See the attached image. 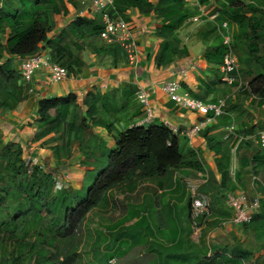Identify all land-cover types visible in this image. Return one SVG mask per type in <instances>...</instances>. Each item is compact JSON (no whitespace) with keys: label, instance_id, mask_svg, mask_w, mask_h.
Listing matches in <instances>:
<instances>
[{"label":"trees","instance_id":"obj_1","mask_svg":"<svg viewBox=\"0 0 264 264\" xmlns=\"http://www.w3.org/2000/svg\"><path fill=\"white\" fill-rule=\"evenodd\" d=\"M183 1L157 0L154 3V0H113L109 15L113 19L122 18L130 22L127 15L136 10L140 14L153 13L161 19L156 34L163 41L159 44L155 56V66L160 69L176 58L189 55L179 33L185 21L197 12L186 8ZM213 1L218 5L214 11L218 16L214 22L205 24L202 32L198 33L200 40L206 44L204 33L214 31V28L218 32V26L228 22L230 26L237 25L248 29V51L257 57L258 45L264 49V0ZM68 6L76 13L69 25L68 34L86 43L78 47L76 53L66 44H60L61 38L66 34L60 33L56 41L48 39V35L56 29V18L68 15ZM81 10L83 11L82 4L78 0H0V110L11 111L29 96L30 86L21 81L19 72L11 66V59L35 55L41 50L42 43L47 46L52 61L66 71L67 77H76L81 73V53L85 48H90L96 55L110 57L113 67L117 62H126L125 55L118 46L96 44L97 39H100L102 24L99 20L79 16ZM3 36L5 40L1 42ZM231 48L233 50V46ZM225 53L226 46L222 41L207 47L204 59L214 78H217L218 67ZM4 55L7 59L2 63ZM257 60L263 72L260 77L252 78L249 87L259 78L264 84V57H258ZM219 81L218 79L217 83ZM136 92L134 86L125 85L121 91L88 93L82 102L85 112L77 104L76 96L71 94L45 98L38 102L37 128L33 133L32 142H40L41 147L47 146L56 166L66 167L70 161L77 160L81 180L79 190H73L69 186L56 190L55 179L45 173L39 165L33 168L29 181L18 180L25 172L22 148L14 144L3 145L0 140V209L7 213L5 204L9 196L11 195L12 199L19 197L14 208L15 215L0 220V264H83L76 241L83 234V222L90 214L99 213L103 217L114 218L120 217L124 211L128 216L120 220L122 225L131 219L130 213H136L133 208L123 204V199L122 202L116 199V191L129 193L140 187V182L161 178L172 170L192 169L203 172L196 154L193 151L182 153L177 136L162 123L152 124L147 128L134 125L125 127L120 132L116 131L118 124L130 122L131 118L141 115L136 107ZM254 96L263 98L264 87L256 90ZM129 110L134 111L131 118L128 117L130 114L127 115ZM93 127L102 128L109 134L115 132L114 147L108 149L100 142L93 134ZM210 150H214V147H210ZM215 152L219 153L216 150ZM252 160L254 164L264 168V154L257 153ZM216 168L222 176L221 188L227 192L233 191L227 186L224 188L223 179L228 174L227 171L219 164ZM115 209H118L117 216L113 213ZM47 214L51 216L48 221L45 216ZM164 214L167 213L164 211ZM175 215L180 217L177 211ZM153 219L152 215L141 219L142 223L147 224V238L166 236V239L170 237V242H176L185 233V229L190 228L189 217L186 227L182 222H174L170 216L167 219L171 223L167 237L160 224H155ZM148 220H152L151 225ZM256 223H259L262 231L264 216L254 215L249 225L245 224L243 227ZM136 231H139V223L126 228L118 227L117 232L97 230L91 244L92 260L87 264H108L113 258L114 264H117V260L120 263V259L125 255L123 249H128L125 240L135 239ZM119 241L122 243L115 250ZM154 247L160 251L159 254L164 253L167 256L174 250L155 244ZM112 248L114 255L110 251ZM134 248L131 247V250ZM201 251H205V247ZM251 255L248 250L236 245L230 258L221 257L220 261H217L202 253L201 258L185 262L246 264ZM154 262L167 264L165 260Z\"/></svg>","mask_w":264,"mask_h":264},{"label":"crops","instance_id":"obj_2","mask_svg":"<svg viewBox=\"0 0 264 264\" xmlns=\"http://www.w3.org/2000/svg\"><path fill=\"white\" fill-rule=\"evenodd\" d=\"M78 2L82 4L83 10L85 9L84 3H88L87 0H78ZM156 2L157 0H154V3ZM68 11V15L62 17L64 21L61 20V17L56 18L57 27L54 32L48 35L50 41L58 40L63 25H66L67 21H73L76 17L75 11L70 6H68ZM127 17L131 21L137 47L138 64L136 67L128 65L126 62H117L116 66L113 67L110 57L96 55L90 52L88 48L90 53L87 57L82 58L83 67L81 73L76 77H67L59 84L51 85L44 71L35 73L29 84L31 94H29L26 100L18 103L11 111L6 112L4 114L5 119L4 121H0V125L8 137L7 140L19 145L24 150L25 155L27 154L26 151H28V153L39 158V160L43 157L46 161L54 164L52 153L47 150V146L41 147L40 142H32L33 133L37 128V105L40 100L52 97H64L71 94L76 96L77 104L85 112L82 102L88 93L105 94L112 91H121L125 85L134 86L136 91L143 90L149 97L151 111L155 117L153 123L149 125L166 121L171 127L179 130L180 133L177 138L180 142L182 153L186 154L188 151H193L203 167V172L192 169L172 170L161 178L140 182L138 184L140 187L129 193L122 192L123 198L121 196L120 200L123 199V204L129 208H133L136 213H130L131 219L121 225L119 223L120 220L128 216L124 211L121 212L120 218L114 223V227H116L114 232L118 231V227L126 228L134 223H139V231L135 232L136 238L125 240L128 249H125L126 251L123 249V252H133L140 259L147 258L146 261L165 260L167 264H187L185 262L187 260L194 261L199 257L201 258L200 255L203 253L201 249L203 250L204 245H206V250L208 249V251L204 252V255L209 253L211 255L210 258H215L217 261H220L221 257L230 258V254L222 253L218 250L220 247L217 244H214L210 240V242L207 241L208 239H205L203 233L208 222L213 231L211 235L215 233L214 231H217L223 234L225 238L227 237V233L231 232L234 228H244L243 225L234 226L230 223L231 211L225 205V198H219L220 192L223 194L227 190L225 191L221 188L222 176L216 167L219 164L228 173L225 179H223V184L225 182L224 188L227 186L228 189L240 190L245 195L249 193L252 199L261 196V191L264 189V168L258 164H254L252 158L256 157L257 153L264 154V150H261L255 144L256 135L260 133L261 127L264 128V120L258 114V111L262 109V98L260 96H251L244 102L251 108H248L246 105L242 109L239 108L236 114L237 116L239 113L242 114L241 123L239 127H236V134L231 136L229 140L224 141L223 136L225 135L226 127L232 123L233 114L226 110L225 114L205 129L200 136L189 141L181 133L189 130L201 118L178 110L174 103L161 92V85L178 82L182 86V89L187 91L192 97L209 103L219 100L217 99L218 92L216 91L218 88L216 86L218 74L217 78L210 75L211 73L204 59L207 46L200 40L198 35L197 38L188 40L187 44L183 43L181 32L179 33L180 39L182 40V44L186 45L189 53L188 57L176 58L168 65L158 69L155 66V56L158 46L163 39L158 37L156 33L161 25V19L157 18L153 13L140 14L136 10L130 11ZM46 47L44 43L40 44L41 49L45 48L47 50ZM188 60L195 61V68L188 71L186 79H181L178 71L185 68ZM11 61L16 66L13 68L19 72L20 59L12 58ZM226 99L235 101L236 105H239L238 103L244 104L239 98L237 100L230 95ZM136 107L141 115L131 118L134 111L129 110L127 115L130 114L128 117L131 118V121H124L118 124L116 126L117 132H120L125 127L138 126L139 124L145 128L149 126L148 124H141L143 123L144 113L137 99ZM92 131L108 149L114 147L115 132L109 134L99 127H93ZM239 137H242V143L237 141ZM251 144H254L255 147L249 146ZM210 147H214V150H210ZM238 147L239 150H237ZM215 150L219 151V153H216ZM69 163L75 164V161H70ZM233 178H237V180ZM186 182L194 183L197 193L209 199L208 213L203 221L199 243L194 244L190 240V228L188 230L186 228L185 233L176 242H170V237L166 239V236L163 238H147L145 232L147 224L142 223L141 219H145L150 215L154 218L155 224H160L162 232L167 237L169 236L171 226V223L167 219L170 216L173 217L174 222L179 221L184 225L187 224L190 195ZM164 211L167 213L166 215ZM175 211L178 212L179 218L175 215ZM148 221L149 223L152 222V220ZM121 243L122 241L116 243L115 250L118 249ZM154 244L160 245L161 248L174 250L168 256L164 253L159 254L160 251L155 249ZM130 246L135 248L131 250ZM242 248L245 249L244 247ZM141 262L142 260H137V263Z\"/></svg>","mask_w":264,"mask_h":264},{"label":"built area","instance_id":"obj_3","mask_svg":"<svg viewBox=\"0 0 264 264\" xmlns=\"http://www.w3.org/2000/svg\"><path fill=\"white\" fill-rule=\"evenodd\" d=\"M88 5L79 16L86 17L92 20H99L102 24V30L99 38L107 45L118 46L126 58V63L132 67H136L138 64V53L136 42L134 38L133 27L130 22H126L122 18H111L109 11L113 8V0H87ZM210 2H212L210 0ZM186 8L194 10L199 14H196L188 18L184 25L188 27H202L206 22L214 21L218 13L212 15H205V6L201 4L200 0H184ZM205 23V24H204ZM232 29L228 22H223L218 26V32L221 36L223 45H226L227 51L222 59L221 65L218 67L219 80L221 83L232 87L236 90H242L245 86L241 76L237 71V64L232 57V50L230 44L232 40ZM189 40L188 37L183 39V43ZM195 68V61L188 60L185 68L178 71V75L181 79H186L188 71ZM44 71L47 80L51 85H57L61 81L67 78V73L58 64L54 63L49 55L48 51H41L35 55L20 59V78L24 84H30L35 73ZM161 92L172 101L178 110H182L201 118L195 125L189 130L183 131L181 134L189 141L193 138L200 136L205 129L210 127L217 121L218 118L225 114L226 100L219 99L214 103L204 102L198 98L192 97L187 91L183 90L178 82H170L161 85ZM31 94V89L28 91ZM136 99L141 105L144 113L143 123H153L155 117L151 111L149 97L143 91L139 90L136 93ZM262 108L264 109V97L261 99ZM162 124L175 136H178L180 131L170 126L166 121ZM142 126V125H138ZM235 126L233 123L226 127L223 140L227 141L231 136H234ZM255 144L260 148H264V132H260L255 137ZM242 137L237 138L238 142H241ZM62 182V181H61ZM55 178V189L60 190L68 187ZM186 187L190 195L189 202V222H190V240L194 244H198L205 216L208 213V203L206 198L197 193L196 185L192 182H186ZM225 197V204L231 211L230 223L234 226L249 224L253 216L260 208L259 198H254L250 202L247 201L244 192L240 190H233L228 192ZM118 209L114 216H117ZM115 260L111 259L108 264H114Z\"/></svg>","mask_w":264,"mask_h":264},{"label":"rangeland","instance_id":"obj_4","mask_svg":"<svg viewBox=\"0 0 264 264\" xmlns=\"http://www.w3.org/2000/svg\"><path fill=\"white\" fill-rule=\"evenodd\" d=\"M200 1H201V4L203 6H205V8H206L205 15H212V13L213 14L216 13L214 11L217 10L218 5L213 0H211L212 2H210V0H208V2H206L205 0H200ZM87 4L88 3L85 2L83 6H87ZM263 9H264V6H263ZM196 14H199V13L197 12ZM61 20L64 21L62 19V17H61ZM211 22H214V21L206 22V25H207V23L209 24ZM71 23H72V21L71 22L67 21V24L63 25V27L61 28L60 33H64L66 35L61 38L62 40H61L60 44H66L71 49V51H73V53H76L78 47H81L83 44H86V43H84V41H82V40L78 41L75 37L68 34L70 32V26L69 25ZM188 26H191V25H188ZM188 26L184 25L182 27L183 29L180 30V33L182 32V39H184L185 37H188L189 40L197 38L198 33L202 32V29L204 28V26L194 27V28L188 27ZM56 27H57V25H56ZM232 27H233V29H232V40H231V44L229 47L232 50L231 46H233L232 57L236 61L238 74L240 73L239 75L241 76L246 88H245V86H243L244 90L243 89L242 90H236L234 88V86L229 87V86H227V85H225L219 81L218 83H216V86L218 87L216 90L218 92L217 99H226V97H229V95H230V96L236 98L237 100L239 98L244 103L251 96L255 97L254 95H255L256 90L264 87L262 79H260V78L256 81H254L252 86L249 87V83H250V81H252V78L256 79L262 75L263 69L260 66V64H259L260 62L257 60V58L260 57L262 59L264 57V49L259 44L257 47V50H258L257 57L251 55L249 53L248 47H247V45H248L247 37L249 35L248 29L240 28L237 25H235V26L233 25ZM205 33H204V37L206 40L205 42H206L207 47H210V45L212 43L216 44V43L222 41L221 36L217 32V29L215 30V28H214V31H211V32L208 31L206 33V36H205ZM179 36H180V34H179ZM58 39H59V36H58ZM1 40H2L1 42H4L5 37L3 36L1 38ZM96 44L97 45H106V43H104L100 39H97ZM186 44H187V42H186ZM224 46H226V45H224ZM207 47H206V49H207ZM41 51L46 52V51H48V49L45 50V48H43L39 52H41ZM226 51H227V47H226ZM90 52H91V50H90ZM90 52H89L88 48H85L83 50V52L81 53L82 58L87 57ZM5 60H6V56L4 55L2 63ZM11 66L14 68L16 67L15 64H13L12 62H11ZM217 74H218V79H219V77H220L219 72H217ZM210 75L212 76V74H210ZM181 88H182V86H181ZM238 104L239 105H236L235 101H233V100L229 101L228 99H226L225 111L228 110L233 114V118H232L231 122L232 121L234 122L233 125L235 126V132H236V127L240 126V123H241L240 121H241V116H242V114H240V113L237 116L236 113L238 112L239 108L242 109V107L244 105L247 106L246 103H244V104L238 103ZM253 104H254V102H253ZM247 107L251 108L249 106H247ZM261 108H262V104H261ZM262 109H261V111H258V114L261 115V118H263V120H264V109L263 110ZM142 111H143V109H142ZM5 113L6 112H3L2 110H0V121L1 120L4 121V119H5L4 114ZM263 125H264V123H263ZM0 127H1L0 128V140L3 143V145H6V144L16 145L15 143L10 142V140H7L8 137H7L6 133H4L3 127L1 125H0ZM260 130H261L260 132H264L263 127H261ZM249 146L255 147L254 144H251ZM22 151H23L22 161L25 165V172L22 173L18 177V180H21L23 182L29 181V177H30L31 172H33V168L36 167L37 165H39L43 169V171L45 173L49 174L53 179L56 178L60 182L61 181L64 182L65 185H67V186L69 185V187L72 188L73 190H79L81 188V180L79 179L80 172L78 170H76V167L78 168V165L76 162L77 160H75V164L69 163V164H66V167H64V166L59 167V166H56L55 163L51 164L50 162L46 161L45 158H43V157L39 160V158L34 157L32 154L28 153V151H26V153H27L26 155H25V152L23 149H22ZM232 158H234V157L232 156ZM233 179L237 180V178H233ZM235 183H237V182L235 181ZM16 186H17V182H16ZM1 187H3V186H1ZM227 193L222 194V192H220L219 198L224 199L225 197H227V195H226ZM114 196L116 197V199L118 201H121L120 197L122 196V198H123V193H120V191H116ZM245 196L249 202L252 200V196L249 195V193H246ZM257 198H259V200L261 201V208H259L260 211L258 210L256 212L255 217L256 216H264V213H263L264 212L263 211L264 210V189L261 191V196L260 197L257 196ZM208 200L209 199L207 198L206 201L209 205ZM18 201H19V197L17 199H12L11 195L9 196V200L5 204V206L7 207V210H6L7 213H5V211L3 209H0V220L4 219L6 216L12 217L15 215L14 208L17 205ZM44 213L45 212H43V214ZM113 213H116V209L113 211ZM45 216H46L47 221L49 219H51L50 214H47ZM119 218L120 217H118V216L115 218L103 217V216L99 215V213L90 214L88 216V218H86L87 220H85V222H83V228H82L83 234L81 235L80 239H78L76 241V244L78 245V253H80V255L82 256V263L83 264L90 263L92 260L91 244H92L93 239L96 236L97 230L101 229L102 232H104V230L106 232H108V231L114 232V230L116 229V227H114V223ZM259 226H260L259 223H256L252 226L250 225L248 227H244L245 229L244 228H234L231 232L227 233V237L225 238L223 234H221L220 232H217V231H214L215 233L213 235H211V232H213V231H212V227L209 226V222H208L206 224V229L204 230L203 233H204L205 239L206 240L208 239L207 241L210 240L214 244H217L220 247L218 250H220L222 253H227V254L231 255V251H232L234 246H236V245L241 246L242 245V247H244L246 250H248L250 253H252V255L249 256L246 264H264V229L261 231ZM204 246H205V251H202L203 253L208 251V249L206 250V245H204ZM110 251H111V254L114 255V252H113L114 248L110 249ZM205 255H207V258L211 257V255H209V253L205 254ZM137 260H139V261L142 260L141 263H143V261H144L145 264H156L154 261H146L147 258L140 259L137 255H135L133 252H130V251H127L125 253L123 258L120 259V263H118V260H117V264H136Z\"/></svg>","mask_w":264,"mask_h":264}]
</instances>
